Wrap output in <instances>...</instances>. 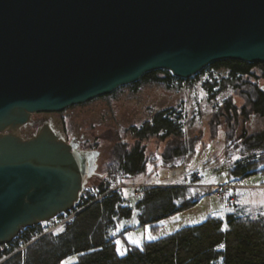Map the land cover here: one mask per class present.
<instances>
[{"label":"water","instance_id":"95a60500","mask_svg":"<svg viewBox=\"0 0 264 264\" xmlns=\"http://www.w3.org/2000/svg\"><path fill=\"white\" fill-rule=\"evenodd\" d=\"M226 59L264 63V0H0V246L78 209L98 173L102 151L49 123L20 136L34 113Z\"/></svg>","mask_w":264,"mask_h":264},{"label":"trees","instance_id":"16d2710c","mask_svg":"<svg viewBox=\"0 0 264 264\" xmlns=\"http://www.w3.org/2000/svg\"><path fill=\"white\" fill-rule=\"evenodd\" d=\"M221 69L226 74L218 75ZM205 74L202 85L210 98L231 90L244 99L239 106L231 94L214 116L217 121L224 116L227 122L228 149L240 151L231 175L241 181L264 171V130L250 132L243 127L238 134L241 116L244 121L252 115L264 116V84L260 82L264 79V63L226 59L209 64L198 77ZM145 83L182 86L181 78L166 69L148 72L129 86L139 90ZM183 119V109L170 107L157 112L141 127H132L135 142L116 146L115 161L108 171L120 176L121 181L145 174L150 159L143 141L150 137L169 140L161 158L172 166L194 154L196 145L185 139ZM213 132L215 136L216 128ZM184 184L148 183L133 206L134 191L126 193L125 187L111 190V178L105 176L94 187L87 186L78 209L59 215L60 219L73 215L70 220L45 234L41 225L25 227L18 237L0 246V260L4 259L0 264H65L74 255L77 260L68 264H264V211L247 216L233 209L237 204L231 200L225 215L211 214L203 222L145 240L139 246L128 243L125 254L118 253L116 242L133 228L126 226L119 231L120 223L131 219L135 210L138 226L150 225L157 232L163 220L195 207L212 193Z\"/></svg>","mask_w":264,"mask_h":264},{"label":"rangeland","instance_id":"374dc122","mask_svg":"<svg viewBox=\"0 0 264 264\" xmlns=\"http://www.w3.org/2000/svg\"><path fill=\"white\" fill-rule=\"evenodd\" d=\"M217 74L224 75L226 71L221 69ZM205 77L206 74L202 78ZM260 82L264 84V79ZM231 94H233L232 91L227 90L215 98H210L202 82L191 88L183 84L167 87L160 83H145L139 90H134L132 86L125 85L109 96L104 95L82 104L72 105L61 112L34 113L32 121L33 119L46 120L55 130L60 131L66 140L78 138L80 147L83 149H100L102 155L98 173L89 181L88 187H94L105 176L113 179V183L117 178L116 181L128 184L124 186L126 193L134 191L136 196L131 198L133 206L143 187L148 183L184 182V185L201 187L205 192H212L195 207L163 220L157 232H153L150 225L139 227L138 212L135 210L131 219L120 223L119 231L126 226L133 227L118 240L121 242L118 248L124 251L127 250V245L131 243V240H140L142 244L145 240H149L148 235L158 239L186 225L203 222L211 214L225 215L229 211L227 207L230 205V200L237 204L233 209L247 216H257L264 211V207L261 206L263 205L261 198L264 197V188L243 187V183L264 184V171L241 181L235 180L230 171L235 161L241 156L240 151L233 148L228 149L225 134L228 125L224 116H220L219 121L214 118L221 111L224 100ZM234 97L236 103L242 106L244 99L238 95ZM170 107L183 109L184 135L185 139L193 141L192 143L196 145L195 149L193 148L194 154L180 158L176 161V166H172L161 158L169 140L150 137L143 141L150 159L148 171L145 174L129 179L123 178L124 181H121L120 176L109 172V165L115 161L116 146L135 142L131 133L132 127H141L157 112ZM240 122L242 123L238 127V134L243 127L250 132L264 130V116L252 115L247 121H244L241 116ZM214 128L217 130L215 136ZM17 133L23 138H30L37 133V129L27 124L21 126ZM196 178L199 179L196 180ZM225 183L239 186L228 191L231 198L228 194L221 198L215 189L210 187ZM76 260V255L71 256L65 264Z\"/></svg>","mask_w":264,"mask_h":264},{"label":"built area","instance_id":"2783aa9c","mask_svg":"<svg viewBox=\"0 0 264 264\" xmlns=\"http://www.w3.org/2000/svg\"><path fill=\"white\" fill-rule=\"evenodd\" d=\"M171 74L174 75L173 72H171ZM198 75H199V73L195 74L193 76L187 77V78H181L182 84L184 86H188L190 88L192 86H195L196 84H198L199 82H202V80H203V78H202L203 76H201V78H199ZM174 76H176V75H174ZM115 179L117 180V178H115ZM116 180H115V183L112 182L113 186H112L111 190L116 189V188H122V187L128 185V184H125V183L122 184L121 182L116 181ZM111 181H113V179H111ZM132 186H133V184H132ZM210 187L214 188L215 191L217 192V195L222 198L225 194H228V191L231 188H237L239 186L235 185V184H231V183H225V184H219V185H211ZM72 216H68V217H65V218H62V219H60L59 216H58V217H56V218H54V219H52L50 221L40 222V223L35 224V225H41V227H42L41 230H42L43 234H45V233H48V232L54 230L56 227H58L59 225H61L65 221L70 220ZM52 222H54V223L52 224ZM16 237H18V235ZM3 260L4 259L0 260V263Z\"/></svg>","mask_w":264,"mask_h":264},{"label":"snow or ice","instance_id":"6c2138e0","mask_svg":"<svg viewBox=\"0 0 264 264\" xmlns=\"http://www.w3.org/2000/svg\"><path fill=\"white\" fill-rule=\"evenodd\" d=\"M147 239L152 240V239H156V238L151 236V235H148ZM116 243L119 245L121 242L117 241ZM131 243L139 246L141 244V241L140 240H131ZM221 247H223V245H221ZM126 251H127L126 249L124 251H121L120 248H117V252L120 253L121 255H124Z\"/></svg>","mask_w":264,"mask_h":264},{"label":"flooded vegetation","instance_id":"af4514ba","mask_svg":"<svg viewBox=\"0 0 264 264\" xmlns=\"http://www.w3.org/2000/svg\"><path fill=\"white\" fill-rule=\"evenodd\" d=\"M48 122L44 119H33L31 126L37 129V132L39 131V129L44 126L45 124H47Z\"/></svg>","mask_w":264,"mask_h":264},{"label":"crops","instance_id":"0c3cea01","mask_svg":"<svg viewBox=\"0 0 264 264\" xmlns=\"http://www.w3.org/2000/svg\"><path fill=\"white\" fill-rule=\"evenodd\" d=\"M243 187H245V188H249V189H257V188H264V184H256V183H243ZM234 198V197H233ZM235 199V198H234ZM262 199V201L261 202H263V205H261V206H263L264 207V197L263 198H261Z\"/></svg>","mask_w":264,"mask_h":264}]
</instances>
